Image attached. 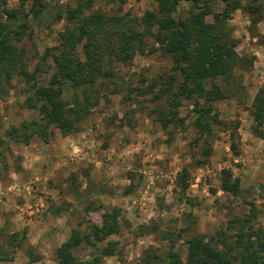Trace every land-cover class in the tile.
Segmentation results:
<instances>
[{
    "label": "rangeland",
    "instance_id": "rangeland-1",
    "mask_svg": "<svg viewBox=\"0 0 264 264\" xmlns=\"http://www.w3.org/2000/svg\"><path fill=\"white\" fill-rule=\"evenodd\" d=\"M3 1L7 8L18 5L17 0ZM76 6L83 13L131 17L155 10L153 0H45L43 9L28 18L29 35L16 42L27 70L39 66L35 75L41 83L51 71L44 51L57 43L66 22L64 8ZM218 6L213 5L214 10ZM187 8L181 1L180 15ZM56 11L61 13L58 19ZM228 23L241 60L234 78L240 94L212 103L222 124L212 125L206 141L195 140L193 99L181 98L166 126L158 121L169 107L154 97L170 60L153 49L157 44L151 36L128 63L112 64L113 78L90 89L94 103L77 130L67 135L49 127L42 133L27 128L22 138L7 137L10 126L39 118L24 102L29 95L26 84L17 76L11 79L0 97V232L16 231L22 243L0 264H57L54 250L70 230L87 232L113 206L119 210L118 231L99 244L110 241L115 247L113 254L103 256L104 264H142L146 247L166 249L168 242L155 231L146 232L145 225L172 231L182 259L186 237L234 234L238 220L247 216L264 235V122L258 126L263 133L259 136L250 115L254 94L264 89V9L255 25L238 8ZM152 82L156 86L148 88ZM72 92L66 89L63 100L69 102ZM235 122L236 154L229 149L228 137ZM205 145L210 147L208 155L202 152ZM222 168L239 179L237 195L218 188ZM183 171L184 188L179 178ZM90 249L81 244L73 254L80 259Z\"/></svg>",
    "mask_w": 264,
    "mask_h": 264
},
{
    "label": "trees",
    "instance_id": "trees-1",
    "mask_svg": "<svg viewBox=\"0 0 264 264\" xmlns=\"http://www.w3.org/2000/svg\"><path fill=\"white\" fill-rule=\"evenodd\" d=\"M17 1L16 8H7L0 0V97L7 91L11 79L19 77L29 92L24 102L39 118L22 122L20 127L10 126L6 131L9 138L26 136L27 128L32 133H42L54 127L63 135L77 130L78 121L94 103L90 89L99 81L113 78L112 64L128 63L136 51H143L146 38L151 36L157 44L153 49H158L170 60L162 87L157 88L154 97L163 98L169 107L160 112L158 121L166 126L174 119L181 98L193 99L195 140L204 137L202 140L206 141L212 133V125L222 124L212 103L240 94V86L234 78L241 60L234 49L236 40L228 23L230 14L238 8L248 15L251 25H255L264 9V2L258 0H153L155 10H146L140 17H131L107 15L101 11L83 13L78 6L65 7L66 22L58 32L57 43L44 51L49 58L45 64L51 71L46 81L41 83L35 75L39 66L30 72L27 70L23 49L17 47L16 42L25 34L29 35L28 18L43 9L45 0ZM181 1L188 3L184 15L179 13ZM215 4L219 5L217 10H214ZM55 13L54 19L60 18L61 13ZM45 55H42V60ZM154 86L156 83L152 82L147 87ZM68 88L73 91L69 102L63 100ZM250 115L257 126L254 132L263 136L258 129L264 122L262 88L253 96ZM236 125L235 122L228 134L229 149L235 154L233 137ZM202 152L208 155L209 145H205ZM185 176L183 171L179 177L182 188L186 186L183 183ZM218 188L237 195L239 179L222 168ZM118 212L117 207H111L103 213L100 224H91L87 232L71 229L54 250L57 264H104L103 256L113 254L115 247L110 241L101 247L99 244L118 231ZM238 222L231 235L221 232L216 237L206 238L201 234L186 237L183 240L184 259L175 249L177 236L172 231H162L156 224L145 225L146 232L155 231L168 243L164 250L158 246L146 247L142 264H264L263 232L254 227L253 218L249 216ZM21 243L16 231L0 232V260H8L9 253ZM81 244L91 249L79 259L74 256L73 249Z\"/></svg>",
    "mask_w": 264,
    "mask_h": 264
}]
</instances>
